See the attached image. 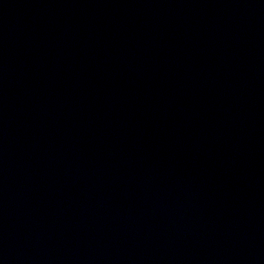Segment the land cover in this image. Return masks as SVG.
Wrapping results in <instances>:
<instances>
[{"label":"water","instance_id":"1","mask_svg":"<svg viewBox=\"0 0 264 264\" xmlns=\"http://www.w3.org/2000/svg\"><path fill=\"white\" fill-rule=\"evenodd\" d=\"M174 147L264 150V0H0V175Z\"/></svg>","mask_w":264,"mask_h":264}]
</instances>
